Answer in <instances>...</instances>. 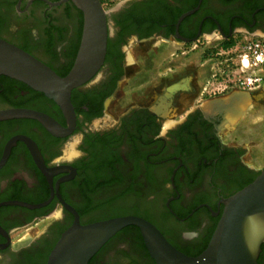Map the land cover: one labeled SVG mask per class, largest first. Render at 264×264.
<instances>
[{
	"label": "flooded vegetation",
	"instance_id": "obj_1",
	"mask_svg": "<svg viewBox=\"0 0 264 264\" xmlns=\"http://www.w3.org/2000/svg\"><path fill=\"white\" fill-rule=\"evenodd\" d=\"M57 1L0 0V38L64 76L79 48L83 15L71 0ZM106 19L108 57L92 79L71 91L75 122L68 133L55 135L33 118L0 120V264H45L76 218L67 206L80 224L142 217L176 249L197 256L210 240L223 200L260 171L243 159L244 147L221 138L218 113L194 110L171 127L163 124V110L148 105L116 112L112 122L105 104L115 100L130 39L264 38V0H124ZM9 108L42 112L68 128L52 99L0 74V110ZM67 145L70 152L63 150ZM42 220L47 222L40 231L25 237L24 229ZM258 263L264 264V243ZM88 264L156 263L139 228L129 225Z\"/></svg>",
	"mask_w": 264,
	"mask_h": 264
},
{
	"label": "water",
	"instance_id": "obj_2",
	"mask_svg": "<svg viewBox=\"0 0 264 264\" xmlns=\"http://www.w3.org/2000/svg\"><path fill=\"white\" fill-rule=\"evenodd\" d=\"M62 1L65 0L53 4ZM71 1L82 12L83 28L75 60L66 75H59L31 53L0 38V74L20 80L52 99L64 113L68 128L63 129L48 115L28 108L2 109L0 120L33 118L55 135L66 134L72 128L75 114L70 100L71 91L92 79L104 62L108 35L106 16L110 10H105L100 0ZM123 2L112 10L119 8ZM238 96H244L248 105L252 95L246 90H233L226 96L210 98L190 112L200 110L206 116L218 113L224 122H231L228 115H233L235 120L246 106L230 113L229 103H233ZM184 118L168 125L175 126ZM67 208L75 213L76 218L61 233L45 264H88L106 241L129 225L139 228L156 264H259L258 257L264 243V168L252 181L223 200V210L210 240L197 256H188L176 249L151 222L142 217L121 215L80 224L76 212L69 206Z\"/></svg>",
	"mask_w": 264,
	"mask_h": 264
},
{
	"label": "rangeland",
	"instance_id": "obj_3",
	"mask_svg": "<svg viewBox=\"0 0 264 264\" xmlns=\"http://www.w3.org/2000/svg\"><path fill=\"white\" fill-rule=\"evenodd\" d=\"M122 1L101 0L105 10H112ZM248 37L247 34H236L229 41H223L219 34H206L190 43L158 38H150L146 42L130 39L123 47L125 73L113 96L115 100L109 98L106 101L105 114L113 122L116 112H122L129 106L148 105L164 111L163 124H173L210 98L226 96L233 90H244L234 87L226 75L231 76L240 68L239 53L243 40ZM246 91L252 95L248 105L238 118L230 120L232 125L222 123L220 135L226 142L244 147L246 154L243 159L262 169L264 83L259 88ZM73 142L68 141L70 144ZM70 149L68 151V145L63 148L67 152ZM46 222L42 220L24 229L25 237L34 231L38 233Z\"/></svg>",
	"mask_w": 264,
	"mask_h": 264
},
{
	"label": "built area",
	"instance_id": "obj_4",
	"mask_svg": "<svg viewBox=\"0 0 264 264\" xmlns=\"http://www.w3.org/2000/svg\"><path fill=\"white\" fill-rule=\"evenodd\" d=\"M239 53L240 68L236 69L230 76L234 87L244 90L259 88L262 84L264 74V38L249 36L243 40Z\"/></svg>",
	"mask_w": 264,
	"mask_h": 264
},
{
	"label": "crops",
	"instance_id": "obj_5",
	"mask_svg": "<svg viewBox=\"0 0 264 264\" xmlns=\"http://www.w3.org/2000/svg\"><path fill=\"white\" fill-rule=\"evenodd\" d=\"M247 104L246 98L244 96H238L236 97V99L233 101V103H229V111L232 110V112L234 113V111H236V109L238 107H244ZM230 112V113H232ZM230 120H233L232 118H230ZM236 123V122H235ZM234 123V124H235ZM224 124H226V122H224ZM229 125H232L231 122H228ZM233 124V126H234ZM236 125V124H235ZM235 127V126H234ZM233 127V128H234Z\"/></svg>",
	"mask_w": 264,
	"mask_h": 264
},
{
	"label": "bare ground",
	"instance_id": "obj_6",
	"mask_svg": "<svg viewBox=\"0 0 264 264\" xmlns=\"http://www.w3.org/2000/svg\"><path fill=\"white\" fill-rule=\"evenodd\" d=\"M206 110L209 111L208 108H206ZM232 113H233V112H232ZM232 113H231V114H232ZM228 117H229L228 119H230V118L234 119V118H233V115H232V117H231V115L229 114Z\"/></svg>",
	"mask_w": 264,
	"mask_h": 264
},
{
	"label": "trees",
	"instance_id": "obj_7",
	"mask_svg": "<svg viewBox=\"0 0 264 264\" xmlns=\"http://www.w3.org/2000/svg\"><path fill=\"white\" fill-rule=\"evenodd\" d=\"M107 55V54H106ZM108 57V55L106 56V58Z\"/></svg>",
	"mask_w": 264,
	"mask_h": 264
}]
</instances>
